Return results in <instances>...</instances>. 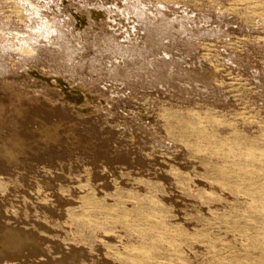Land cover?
<instances>
[{
    "label": "rangeland",
    "instance_id": "1",
    "mask_svg": "<svg viewBox=\"0 0 264 264\" xmlns=\"http://www.w3.org/2000/svg\"><path fill=\"white\" fill-rule=\"evenodd\" d=\"M0 264H264V0H0Z\"/></svg>",
    "mask_w": 264,
    "mask_h": 264
},
{
    "label": "bare ground",
    "instance_id": "2",
    "mask_svg": "<svg viewBox=\"0 0 264 264\" xmlns=\"http://www.w3.org/2000/svg\"><path fill=\"white\" fill-rule=\"evenodd\" d=\"M93 13H94V17H96V18H97V16L102 15V12L99 11V10L94 11ZM75 14H76V13H75ZM77 18H78V21H76V22H78L79 25H82L81 23L84 22V20H86L84 16H80L79 14H77ZM97 19H98V18H97ZM32 72H33V71H32ZM23 238H24V237H23ZM17 242H18V241H17ZM73 263H74V262H73Z\"/></svg>",
    "mask_w": 264,
    "mask_h": 264
}]
</instances>
